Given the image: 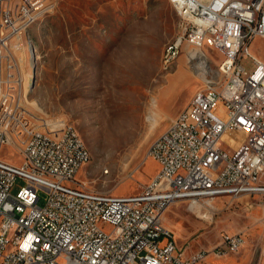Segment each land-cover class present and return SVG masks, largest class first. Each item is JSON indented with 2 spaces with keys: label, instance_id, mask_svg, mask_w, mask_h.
Returning a JSON list of instances; mask_svg holds the SVG:
<instances>
[{
  "label": "built area",
  "instance_id": "2783aa9c",
  "mask_svg": "<svg viewBox=\"0 0 264 264\" xmlns=\"http://www.w3.org/2000/svg\"><path fill=\"white\" fill-rule=\"evenodd\" d=\"M169 2L180 30L163 61L174 63L189 47L207 61V49H214L222 55V79L207 73L153 141L149 156L159 170L151 181L133 195L113 196L79 182L88 152L73 125L53 129L21 99L13 41L22 39L21 27L53 12L55 1L0 0V264H209L210 256L244 244L242 235H225L211 251L187 253L163 218L180 201L264 193V61L251 50L255 39H264V0ZM229 132L243 134L232 151L222 148ZM5 146L14 147L20 164L1 158ZM17 178L26 186L14 196Z\"/></svg>",
  "mask_w": 264,
  "mask_h": 264
},
{
  "label": "rangeland",
  "instance_id": "374dc122",
  "mask_svg": "<svg viewBox=\"0 0 264 264\" xmlns=\"http://www.w3.org/2000/svg\"><path fill=\"white\" fill-rule=\"evenodd\" d=\"M54 1L53 12L21 27L22 39L13 41L23 77L21 99H28L53 129L70 124L77 130L91 156L79 182L113 196L138 193L159 170L149 156L151 144L204 86L206 62L208 74L216 82L222 79V55L207 49V61L199 56L192 62L189 47L174 63L164 64V49L180 30L169 0ZM251 50L264 61L263 38L255 39ZM244 64L253 68L250 60ZM242 135L226 133L222 148L236 149ZM1 158L20 164L11 146L3 148ZM24 186L26 181L17 178L12 194ZM39 197L44 206L45 189ZM189 205L177 202L164 214L163 224L178 246L187 253L211 251L225 235H242L240 250L210 256L209 264H264V193Z\"/></svg>",
  "mask_w": 264,
  "mask_h": 264
},
{
  "label": "bare ground",
  "instance_id": "6f19581e",
  "mask_svg": "<svg viewBox=\"0 0 264 264\" xmlns=\"http://www.w3.org/2000/svg\"><path fill=\"white\" fill-rule=\"evenodd\" d=\"M28 45H29V49H28L29 50V53H28L29 54V58H30V60L31 59L33 60L34 57H35L34 47H33V44L31 43V41L28 42ZM192 49L193 50L189 51V53H188V57H189L190 61H192L191 57H193V58H198L199 57L198 56L199 49H197V48H192ZM204 59H206V58H204ZM163 60H164V54H163ZM164 64L168 65V61H164ZM206 67H207V64L204 65V69H206ZM33 73H34V71H32V73H29L27 75V80H28L29 83L32 81V78L34 76ZM207 73H208V71L204 70L203 81L205 80V77H206ZM79 144H80L81 148H83L86 152H88V161H87V163H89L90 159H91V156H90V153H89L88 149L86 148V146H85V144H84V142H83V140L81 139L80 136H79ZM93 193H102V192L93 190ZM205 201H207V200H205ZM199 203H202V202H191L189 207L194 206V205H198Z\"/></svg>",
  "mask_w": 264,
  "mask_h": 264
},
{
  "label": "crops",
  "instance_id": "0c3cea01",
  "mask_svg": "<svg viewBox=\"0 0 264 264\" xmlns=\"http://www.w3.org/2000/svg\"><path fill=\"white\" fill-rule=\"evenodd\" d=\"M262 182L264 183L263 178H262ZM239 259H240V258H239Z\"/></svg>",
  "mask_w": 264,
  "mask_h": 264
}]
</instances>
